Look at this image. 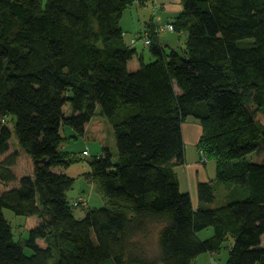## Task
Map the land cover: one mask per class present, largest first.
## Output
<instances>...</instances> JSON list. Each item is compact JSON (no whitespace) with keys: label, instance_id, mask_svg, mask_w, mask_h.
I'll return each mask as SVG.
<instances>
[{"label":"trees","instance_id":"1","mask_svg":"<svg viewBox=\"0 0 264 264\" xmlns=\"http://www.w3.org/2000/svg\"><path fill=\"white\" fill-rule=\"evenodd\" d=\"M181 1L185 17L173 25L186 31L184 46L165 52L149 26L154 59L129 70L136 50L119 21L141 0H0V182L17 181L0 190V264H47L55 253L52 264H192L229 236L225 264H264V159L246 158L264 143V0ZM97 108L116 159L107 146L86 158L107 204L76 218L83 200L67 199L74 177L64 170L83 155L60 149L61 129L82 136ZM8 115L32 175L13 170ZM188 116L202 126L197 146L215 161V179L245 196L195 208L179 190L172 165L183 161ZM197 194L211 203V182ZM3 208L37 216L24 244Z\"/></svg>","mask_w":264,"mask_h":264},{"label":"crops","instance_id":"2","mask_svg":"<svg viewBox=\"0 0 264 264\" xmlns=\"http://www.w3.org/2000/svg\"><path fill=\"white\" fill-rule=\"evenodd\" d=\"M141 1L142 2H138V3L133 2V3L129 4L122 11L120 21H119L120 26H121V30H122V36H123L124 43L127 46L135 48V50H136L135 54L127 62V67L129 70H135L136 68H138L141 61L144 62V58H143L142 53H138V51H137V45H138V43L141 42V44H143L142 45L143 47L148 46L144 43V38L149 36L148 35L149 34V26L153 27L154 30H156L157 23H158V25L162 26V27H160L157 25L158 26L157 35L159 38V42H160V44L163 47L165 52H169L171 49L177 47L176 45L179 44V41L181 38H184V41L186 38V31L184 30V28L180 29V30H177V29L170 30V29H167L165 27V23L167 21L172 22V23L174 21V23H175L176 19L183 15V6H182L181 0H141ZM155 15L158 16L157 20H155ZM147 49H148V47H147ZM131 62H134L132 65V68H130V66H129V64ZM95 116L105 117V116L100 114L99 109L97 108L96 113L90 118V120H89V122L85 128V132L81 136V138H84L87 136L86 133L88 132V128L91 125V123L93 122L92 120L95 118ZM190 117H192L190 121H188L189 120L188 119L189 116H188L185 119V121H183L181 123V132H182V139H183V145H184L183 161L181 163L173 164L172 168L176 165L183 166V168L181 170H183L182 172H183L185 180L188 184L185 191H183V192L189 193L193 207L196 208L200 205L201 206H207V207H215V206L224 204L230 200L242 198L243 196H245L246 192L244 191V189H242L239 186L234 185V184H226V183L222 182L223 186H224V191L221 194L222 195V199H221L222 202L221 203L214 205V202H211V203H200L199 202V198H198V194H197L198 182L210 181L212 184V181L216 182L218 180L215 179V175H214V177H212L208 173L206 161H209L210 158H208L203 153V151H201V149L197 146L199 139H200V136H201V133H202V126L196 118H194L193 116H190ZM98 121H100L101 123L104 122V121H102V119L99 118V119H96V121L94 123H96ZM106 122L108 124H110V122L108 121L107 118H106ZM61 130H62V133L64 135V139L59 145L61 147H63L64 143L69 141V140H67L66 137H70V138H77L78 137L76 135L75 131L69 126H63ZM97 142H98L99 148L101 147V150H102L103 146H107L105 139L102 137L99 138ZM187 147L195 148L194 151L197 152V154L195 155V158L191 159L189 162H188V156H187ZM84 149H86V148H82L80 153H82V151ZM63 150L70 152V150H67V149H63ZM101 150H100V152H101ZM201 153H202V157H204V158L200 157ZM98 154H100V153H98ZM98 154H96V155H98ZM114 155H116V154H114ZM113 158H114V156H113ZM114 159H116V157ZM214 163H215V161H214ZM33 169H34V164H33ZM33 169L31 172H25L23 174L32 175L33 174L32 172L34 171ZM215 169H216V164H215ZM61 170H63V169H61ZM173 171L177 176L178 186L180 188V182H181L180 177H179L177 171L174 170V168H173ZM218 182H221V181H218ZM218 182L216 183V186L219 184ZM16 183H17L16 180L8 182V183H4V186L1 190L9 188L11 185H16ZM213 189H214V187H213ZM214 192H215V190H214ZM214 196H215V193H214ZM79 198L83 200V204H85V206H83V207L80 206V207L75 208L74 216L76 218H82L85 214L86 207H88L86 201L81 197H79ZM213 201H215V199ZM209 230H210L209 233L212 234V231H213L212 228ZM197 235H198V233H197ZM263 238H264V234H262V236H261V244L262 245H264ZM42 242L44 244L43 240H42ZM214 252H217V251H214ZM214 252H204V253H202L203 255H201V253H200L194 259L195 264H198L199 261H204L207 264H215V262L213 261V253ZM227 255H228V253H227ZM193 261H192V264H193Z\"/></svg>","mask_w":264,"mask_h":264},{"label":"rangeland","instance_id":"3","mask_svg":"<svg viewBox=\"0 0 264 264\" xmlns=\"http://www.w3.org/2000/svg\"><path fill=\"white\" fill-rule=\"evenodd\" d=\"M140 44H141V42L138 43V45H137V51H138V53H142L143 58H144V62L148 63V62L152 61L154 59V57L148 51V49H147L148 46L143 47L142 46L143 44H141V45ZM176 46L177 47H175V48L180 50V48H182L184 46V38H181L179 41V44ZM133 63L134 62H131L129 64L130 68H132ZM62 108H63V111L67 115L70 114V112H71L70 102H66ZM99 118L102 119V121H104V122L101 123L100 121H98V122L94 123L96 121V119H99ZM191 118L192 117L189 116L188 121H190ZM12 120H13V116L8 115L6 124L11 129V134H12L11 145H10L9 151L17 150L19 153L17 161H16L15 165L13 166V170H14L15 174L19 176L25 172H31L32 171L33 161L30 158V156L28 154H26L24 152V150H22L18 146V144L16 142V136H15V133L13 130ZM92 121L93 122L89 126L88 132L86 133L87 136L85 135L86 137H84V138H81V136H78L77 138L66 137L67 140H69V141L64 143L63 147L60 146V149H62V150L67 149V150H70V152H74V153H80L82 148L87 149V150L84 149L82 151L83 156H81L80 159H76L75 161L70 163V165L65 170V173L69 176L74 177L73 186L67 192V199L69 201H72V200H76L79 197H81L86 201L88 207H91V208L92 207H101V206L106 205L107 199L104 196L100 187L97 185V183L86 176L90 171L89 164H88L86 158H91L92 156L100 153L101 147L99 148L97 141L101 137L105 139V141L107 143V147L110 149L114 158L116 157V155H114V154L117 153L115 135L113 132V128L110 124H108L106 122V117L95 116V118ZM183 121H185V120H183ZM194 149L195 148L187 147L188 162L191 159H194L195 155L197 154V152H195ZM84 151H87V152L84 153ZM1 157L2 156H0V158ZM200 157L204 158V157H202V153H201ZM246 158L250 161H253V162H261L264 159V143L259 148L247 153ZM206 165H207L208 173L210 174V176L214 177V175H215L214 160L209 159V161H206ZM173 168H174V170L177 171V173L180 177L181 182H180L179 190L181 192H183V191H185L186 187L188 186V184L185 180L184 174L182 172L183 170H181L183 168V166L176 165ZM59 170H61V168H59ZM217 182L218 181H216V182L212 181V186L214 187V190H215V192H214L215 193V196H214L215 201H212V202H214V205L222 202L221 201V199H222L221 194L224 191L223 183L218 182L219 184L216 186ZM3 186H4V183L0 182V190L3 188ZM83 206H85V204H82V207ZM3 215L7 219L9 224L11 225L14 239L16 241L20 242L21 244H24V240L28 236L29 228L34 226L38 221L37 216H35V215H30V216L17 215L9 208H3ZM209 229H211V228L208 227L206 229L200 230L198 232V236L200 238H206V237L210 236L211 233H209V231H210ZM263 241H264V238H263ZM37 242H39L41 245H43L42 239H38ZM231 243H232V238L229 236L228 238H226L224 240V242L222 243L219 250L217 252L213 253V261L215 262V264H225L226 263L227 253H228L229 245ZM149 246H150L151 250H154V248H156V243H155L154 239L150 242ZM24 250L26 253H31V249H29L26 246L24 247ZM201 255H203V254L201 253ZM55 257H56V253L54 254L53 257L49 258L47 264H52ZM193 264H195V260L193 261ZM198 264H207V263H205L204 261H199Z\"/></svg>","mask_w":264,"mask_h":264},{"label":"built area","instance_id":"4","mask_svg":"<svg viewBox=\"0 0 264 264\" xmlns=\"http://www.w3.org/2000/svg\"><path fill=\"white\" fill-rule=\"evenodd\" d=\"M157 19H158V16L155 15V20H157ZM157 25H158V23H157ZM157 25H156V30H157L158 26L162 27L161 25H158V26H157ZM165 27H166L167 29H170V30L174 29V25H173V23H172V22H169V21H167V22L165 23ZM144 43H145L146 45H148V44L150 43V39H149V37H145V38H144ZM86 152H87V151H84V153H86ZM72 204H73L74 206H76V205H78V202L73 201Z\"/></svg>","mask_w":264,"mask_h":264},{"label":"water","instance_id":"5","mask_svg":"<svg viewBox=\"0 0 264 264\" xmlns=\"http://www.w3.org/2000/svg\"><path fill=\"white\" fill-rule=\"evenodd\" d=\"M40 161H43V159L35 160V162H40Z\"/></svg>","mask_w":264,"mask_h":264}]
</instances>
